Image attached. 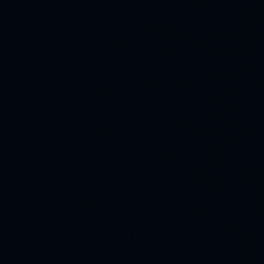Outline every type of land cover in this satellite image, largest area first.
Returning <instances> with one entry per match:
<instances>
[{
  "label": "water",
  "instance_id": "95a60500",
  "mask_svg": "<svg viewBox=\"0 0 264 264\" xmlns=\"http://www.w3.org/2000/svg\"><path fill=\"white\" fill-rule=\"evenodd\" d=\"M0 264H264V0H0Z\"/></svg>",
  "mask_w": 264,
  "mask_h": 264
}]
</instances>
